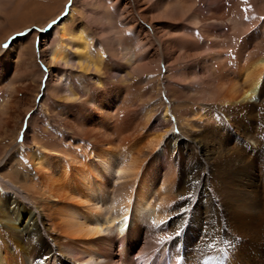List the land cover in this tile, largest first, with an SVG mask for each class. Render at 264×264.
<instances>
[{
    "label": "bare ground",
    "instance_id": "obj_1",
    "mask_svg": "<svg viewBox=\"0 0 264 264\" xmlns=\"http://www.w3.org/2000/svg\"><path fill=\"white\" fill-rule=\"evenodd\" d=\"M211 1L132 0L157 32L167 64L166 91L198 106L174 122L171 107L162 103V120H139L131 86L82 99L71 80L76 74L48 70L46 91L80 102L65 113V126L91 145L78 153L56 145L59 152L50 154V145L40 141L11 178L0 173V264H264V24L237 34L235 23L225 22L224 7L209 9ZM252 1L260 7L261 0ZM79 2L87 3L75 0L74 9ZM122 6L116 18L127 37L100 41L111 59L122 60L116 70H109L108 55L102 53L94 61L77 58L74 65L63 39L86 49V40L96 34L84 23L67 28L68 18L50 43L43 39L48 63L85 72L97 85L112 74L119 82L132 78L141 54L148 58L146 69L156 66L145 50L150 40L141 36L128 4ZM196 6L205 7L209 17L194 11ZM162 20L184 21L194 30L171 37L167 29L179 28L162 26ZM229 29L234 39L223 48L220 39L227 36L220 33ZM9 43L0 47L2 115L26 88L18 81L23 84L35 68L26 47L19 51L20 41ZM183 90L190 95L182 96ZM144 95L149 103L154 96ZM216 105L221 116L210 110ZM190 117L203 120L201 132H170L177 120L192 128ZM15 156L4 152L0 166L13 164ZM218 253L227 260L220 262Z\"/></svg>",
    "mask_w": 264,
    "mask_h": 264
},
{
    "label": "rangeland",
    "instance_id": "obj_2",
    "mask_svg": "<svg viewBox=\"0 0 264 264\" xmlns=\"http://www.w3.org/2000/svg\"><path fill=\"white\" fill-rule=\"evenodd\" d=\"M86 2L85 6H82L80 2L77 3L75 9V0H2L0 3L1 49L5 48V45H8L9 39L20 41L21 45L19 51L23 47H26L25 49H27V52H25V55L27 57L33 55L35 63V68L30 70L26 81H24L23 84L20 83V81L17 83L20 87L25 86L26 88L16 93V99L6 114H0V158L6 151H12L16 154L13 164L0 166V173H4L3 175L5 177L11 178L15 169L22 168V160H26L28 151H35L37 149L35 144L40 141L50 145V154L59 152L58 148L54 149L56 145H60L64 150L70 146V148L77 153L82 147H88V150L90 149L88 146L90 143L79 141L77 135H74L65 126L63 120L65 119V113L74 109V107H72L73 105L80 104L79 100H65L61 95H54L50 91L47 92L46 86L49 78L48 70H62L64 73L69 72L71 74H76L74 76L76 79L71 80L74 87H76L77 91L83 96L82 99L93 94V92H97V94L99 92H117L119 89H122L123 86H131L132 92L129 98H131L132 102L134 101L132 108L138 111V118L140 117L142 121H146L151 116L155 117L154 120H162L165 114L164 109L160 107L161 103L162 105L171 107V122L175 121L174 117L178 119L187 109L198 107L185 99L172 98L166 91V81L168 79L165 77V73L167 71V64L162 57L160 43L157 41V36L155 35L157 32H155L154 24H152L153 22H150L149 19H144V17L140 15L137 6L132 3V0H119V2H116L117 4L114 0L112 3H108V0H90L89 4L87 0ZM124 3L128 4L127 9L131 11L130 13L134 18V22L142 29L143 32H141V36L150 40L149 42L145 40L148 45L150 44L149 47L146 44L145 50L149 51V60L153 58L152 62L154 60L157 61L158 64L156 66H151L149 69H146L144 64H146L148 58H146V55L141 54L138 58L140 63L137 65L140 69L134 73L132 78L119 82V78L113 77L111 73L112 77L110 79H104V77L99 78L100 85H97L95 80L90 81V76H86L85 72H79L75 69L70 72V67L48 63L50 55H44L43 39L50 43L51 39L54 37V30H57L61 26L65 18H68V22L66 23L67 28L73 27L76 23L80 25L84 23L91 26L96 34L95 38L86 40V49L81 48V44L75 42L71 38L63 39L64 51L70 53L71 58L75 61L74 65L77 66V58L94 61L97 54L102 53L103 55H108L106 47L102 45L100 41L112 42V39L115 37L125 38L128 35L125 29L120 28L121 25L116 18L117 7L121 9L123 7L122 5H125ZM62 4L63 6L61 7ZM263 6L264 0H261L259 8L254 5L252 0H212L209 9L224 7L223 16L226 24L232 27L233 21L235 23V32L240 34V32L245 31V29L246 32H248L255 25L261 28L264 24ZM199 7L201 6H196L194 11L198 9V14H205L203 16L209 17L210 13H207L208 10L205 9V7ZM61 8L62 10L60 11ZM72 10L73 13L71 17H68L67 14ZM85 16L86 19L84 18ZM209 21H207V23L214 22L211 20ZM160 24H162V26L168 25L179 28L167 29L171 37H182L185 36L186 33L191 34L194 30V25L184 21L171 22L162 20ZM214 24L217 25L216 29L219 31V23L215 22ZM232 33L233 30L231 29L228 31L225 30V32L221 31L220 35L225 34L227 36L220 39L223 48L228 47L230 42L234 39ZM6 35H9L7 36L8 39L4 38ZM31 37L32 39H30ZM9 45H11V43H9ZM126 47L129 50H134V47L131 48L129 45ZM116 48L121 49L122 47L117 45ZM30 49H32V51ZM226 49L227 48L224 50ZM139 51L140 53L143 52L142 49ZM85 53L86 55H84ZM107 57L109 59L108 67L110 71L116 70L118 63H123L122 60L117 58L111 59L109 55ZM15 60H17V57ZM20 61L21 60H18V62ZM79 63L82 64L83 62ZM186 64L187 63H183L179 67ZM129 72L131 73L130 69ZM88 73L92 74L91 72ZM66 76L65 74L64 77ZM54 82L55 78L52 77L50 87L54 86ZM175 82L180 84L181 87L185 86L184 82L179 80ZM146 91H150L152 95H154L150 103L144 95ZM3 93V89H0V100H2ZM180 93L182 96L190 95V92H186L185 90ZM249 102H253V100ZM151 103L153 104L151 105ZM219 109L220 107L216 105L212 106L210 110L215 112L217 116H221ZM152 110L155 112L152 113ZM190 120L193 122L192 128H188L186 125L184 126L181 121L177 120V127L173 126L174 128L170 132L180 135H183L186 131H190V133L201 132L202 128L200 127L204 124V122H202L203 120H199L197 117H190ZM180 125L181 127H179ZM185 135L184 137H187ZM51 146L52 148L54 147L53 150H51ZM156 154H160V151H156ZM52 233L57 234V231L52 230ZM43 237L46 239V235L43 234ZM49 245L52 246L50 242ZM55 253L57 257H67L63 254L61 255L60 252ZM218 256L219 257L216 258L222 263L224 260H227V256L220 253H218ZM131 257L134 259L133 256ZM234 262H231V264Z\"/></svg>",
    "mask_w": 264,
    "mask_h": 264
},
{
    "label": "snow or ice",
    "instance_id": "obj_3",
    "mask_svg": "<svg viewBox=\"0 0 264 264\" xmlns=\"http://www.w3.org/2000/svg\"><path fill=\"white\" fill-rule=\"evenodd\" d=\"M4 47L6 48V47H7V45H5ZM182 199H184V198H182ZM188 199H190V197H189Z\"/></svg>",
    "mask_w": 264,
    "mask_h": 264
}]
</instances>
